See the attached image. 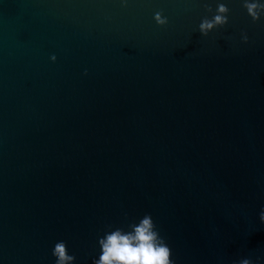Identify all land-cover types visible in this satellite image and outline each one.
<instances>
[{"label":"water","instance_id":"obj_1","mask_svg":"<svg viewBox=\"0 0 264 264\" xmlns=\"http://www.w3.org/2000/svg\"><path fill=\"white\" fill-rule=\"evenodd\" d=\"M219 3L228 23L204 36ZM261 210L264 15L0 0V264H56L59 241L93 264L146 214L173 264H264Z\"/></svg>","mask_w":264,"mask_h":264},{"label":"clouds","instance_id":"obj_2","mask_svg":"<svg viewBox=\"0 0 264 264\" xmlns=\"http://www.w3.org/2000/svg\"><path fill=\"white\" fill-rule=\"evenodd\" d=\"M126 5V0H122ZM244 8L253 22L258 21L264 15V3L260 0H244ZM208 11H211L209 8ZM229 9L224 3L217 5L216 14L211 20L204 18L199 25V32L207 36L209 32L222 28L228 23ZM155 23L165 27L168 20L162 12L154 14ZM247 43V35L243 37ZM53 62L56 57H51ZM85 75L87 73L85 72ZM259 219L264 223V210H261ZM133 231L125 232L116 229L105 234L99 240L101 255L93 264H173L170 259L171 250L156 230V225L150 215L146 214L138 224H133ZM52 255L56 258V264H73L75 257L68 254L67 245L59 241L54 245ZM240 264H251L247 259Z\"/></svg>","mask_w":264,"mask_h":264}]
</instances>
